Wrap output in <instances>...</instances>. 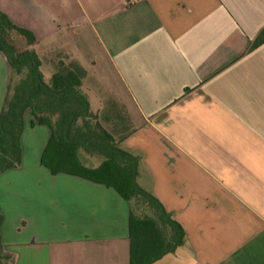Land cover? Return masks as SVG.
I'll return each instance as SVG.
<instances>
[{"label":"crops","instance_id":"obj_1","mask_svg":"<svg viewBox=\"0 0 264 264\" xmlns=\"http://www.w3.org/2000/svg\"><path fill=\"white\" fill-rule=\"evenodd\" d=\"M59 8L0 0L35 35L33 48L53 22L48 9ZM89 8L97 41L90 48L85 39L86 51L109 82L89 91L85 72L89 108L140 157L138 183L185 233L152 264H264V43L249 50L264 0H90ZM60 49L55 61L70 60ZM10 72L0 52V111ZM23 121L21 163L0 173V238L14 264H128L129 203L111 187L51 173L40 162L49 127L32 124L29 109Z\"/></svg>","mask_w":264,"mask_h":264},{"label":"trees","instance_id":"obj_2","mask_svg":"<svg viewBox=\"0 0 264 264\" xmlns=\"http://www.w3.org/2000/svg\"><path fill=\"white\" fill-rule=\"evenodd\" d=\"M17 37L24 39L25 48L17 49ZM35 42L30 30L0 10V52L11 70L0 111V173L21 163L23 115L29 109L35 120L32 124L50 129L42 165L53 174L68 173L111 187L129 203L128 264H152L173 253L185 242L184 230L153 193L138 183L140 157L124 148L122 136L107 130L90 110L81 88L84 70L76 62L64 67L59 61L60 68L45 80L32 47ZM262 43L264 27L249 50ZM138 206H146L147 211L138 212ZM1 221L0 214V225ZM0 264H14V255L4 248L1 238Z\"/></svg>","mask_w":264,"mask_h":264},{"label":"rangeland","instance_id":"obj_3","mask_svg":"<svg viewBox=\"0 0 264 264\" xmlns=\"http://www.w3.org/2000/svg\"><path fill=\"white\" fill-rule=\"evenodd\" d=\"M59 3L60 8L58 12L53 9H48L46 14L52 16L53 22L50 23L49 28L46 29V38H41L34 47L39 52L41 58L40 70L44 79H49V77L60 68V66H58L59 61L63 63L65 67L68 66L70 62H75V58L78 55V63H81V68L87 73L85 87L89 91H92L91 89L97 86V82L101 83L100 86H105L106 83H109L108 78H105L103 72H97L100 62L97 61V64H91L88 58L89 52L86 51L85 39H89L88 43L90 48V38L93 41H97L90 31L89 26V15H91L89 8L90 0H59ZM102 3V7H104L105 1ZM81 11L83 12L82 14ZM15 45L19 50L25 48L24 39L22 37H17ZM60 48H62V50ZM96 48L97 47L94 46V49ZM57 49H60L58 51H62L63 53L65 52L71 59L67 60L68 58H65L63 54L60 55V58H57L59 60L55 61L56 58L53 52L57 51ZM17 78L18 76H15V79ZM85 161L87 163L90 162L87 158H85ZM136 209L138 212L143 211V209L147 211L146 206H138Z\"/></svg>","mask_w":264,"mask_h":264}]
</instances>
